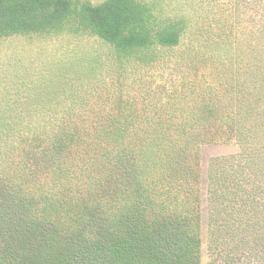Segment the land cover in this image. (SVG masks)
Listing matches in <instances>:
<instances>
[{"label":"trees","instance_id":"obj_1","mask_svg":"<svg viewBox=\"0 0 264 264\" xmlns=\"http://www.w3.org/2000/svg\"><path fill=\"white\" fill-rule=\"evenodd\" d=\"M72 5L0 0V40L58 31ZM197 5L194 26L159 23L157 2L83 6L81 25L112 49L111 70L91 67L55 111L0 114V264H202L204 200L211 228L241 221L248 205L259 213L256 92L240 97L237 67L234 77L218 69L239 37L210 21V0ZM214 143L242 151L212 161L205 195L201 148Z\"/></svg>","mask_w":264,"mask_h":264},{"label":"rangeland","instance_id":"obj_2","mask_svg":"<svg viewBox=\"0 0 264 264\" xmlns=\"http://www.w3.org/2000/svg\"><path fill=\"white\" fill-rule=\"evenodd\" d=\"M70 1L76 9L73 12L75 14L58 31L42 36H19L0 40V114L31 112L29 114L36 115L55 111V101L70 92L73 83L78 85L84 82L91 67L98 65L101 71H108L113 67L110 59L112 49L99 37L85 30L80 17L83 6L97 5L105 0ZM142 1L158 3L156 13L159 14V23L187 18L192 20L194 26L201 13H197L198 0ZM210 2V21L216 23L225 20L228 27L224 32L239 37L238 49L235 52L226 51L228 57L224 58V63H218V69L229 71L232 68L229 75L233 76L237 67L240 97L256 92L253 98L256 99L259 110L261 109V119L257 123L261 125L262 133L258 138L257 148L261 157L262 174L253 176L249 184V188L253 190L250 189V198H254L256 183L262 190H259V196L255 194L259 213L254 214L253 206L248 205L242 220L238 221L237 216L233 217L224 229L221 228V222H216L211 228L210 215L204 200L202 264H264V0H218V5L213 0ZM214 26L216 29L215 24ZM222 33L221 29H216L214 35ZM186 47L187 44L184 48ZM180 55L182 51L175 54L172 52L173 57L166 56L173 61L168 66L170 70ZM233 56L236 57L235 62ZM216 57L219 58L218 53ZM133 66L136 67L134 63ZM174 71V78H181L179 68ZM43 102L46 107H39ZM255 144L257 143H254L252 150ZM250 146L248 145V153L251 152ZM241 151L235 143H214L201 148L205 195L212 161L231 158ZM247 161L251 160L248 157L244 159V174L249 177L257 171V167Z\"/></svg>","mask_w":264,"mask_h":264}]
</instances>
